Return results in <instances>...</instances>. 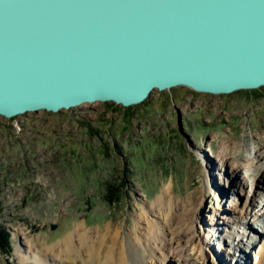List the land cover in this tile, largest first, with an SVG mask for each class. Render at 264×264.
I'll use <instances>...</instances> for the list:
<instances>
[{"label": "rangeland", "instance_id": "374dc122", "mask_svg": "<svg viewBox=\"0 0 264 264\" xmlns=\"http://www.w3.org/2000/svg\"><path fill=\"white\" fill-rule=\"evenodd\" d=\"M224 143L236 157L228 174L219 163ZM263 172L264 86L228 94L177 86L128 107L96 102L0 116V231L8 234L0 264H34L25 259L30 241L52 247L83 223L128 233L168 184L179 198L205 193L199 240L184 247V262L229 264L246 249L249 264L254 244H237L248 234L264 243ZM179 258L173 251L164 264Z\"/></svg>", "mask_w": 264, "mask_h": 264}, {"label": "water", "instance_id": "95a60500", "mask_svg": "<svg viewBox=\"0 0 264 264\" xmlns=\"http://www.w3.org/2000/svg\"><path fill=\"white\" fill-rule=\"evenodd\" d=\"M264 86V0H0V116Z\"/></svg>", "mask_w": 264, "mask_h": 264}, {"label": "bare ground", "instance_id": "6f19581e", "mask_svg": "<svg viewBox=\"0 0 264 264\" xmlns=\"http://www.w3.org/2000/svg\"><path fill=\"white\" fill-rule=\"evenodd\" d=\"M228 146V143H224L219 155V163L225 167L227 174L236 170V168L232 170L231 163V158L236 157L235 154L233 157H228ZM253 152L256 153L254 144L247 154L250 160H253ZM206 155L205 158L209 159ZM255 164L250 167L253 173L254 168L258 167ZM247 165L243 168L245 169ZM243 168L240 170L242 176ZM254 181L255 186L259 187L261 183L256 176ZM171 189V184L166 185L152 204L148 203L144 210L135 215V223L128 233H123L122 228L114 223L107 224L104 229H89L83 223L52 247H41L39 250L35 243L30 241L28 250L24 252L25 259L33 261L34 264H143L144 261L147 263V259L154 264H164L170 259V253L174 251V254L180 256L179 264H198L196 260L184 262L181 252L185 246H195L199 240L196 237L198 213L205 193H193L179 198L171 192ZM254 202L255 200L251 205ZM260 219H264V215H258V220ZM249 235L241 239L237 247L243 245L248 247L256 241L257 249H253L256 261L253 264H264V243L260 244L256 236ZM246 251V249L241 250L240 259H235L233 263L229 260V264H247ZM160 254L161 257L158 256ZM225 262H227L225 258H218L216 263L225 264Z\"/></svg>", "mask_w": 264, "mask_h": 264}, {"label": "trees", "instance_id": "16d2710c", "mask_svg": "<svg viewBox=\"0 0 264 264\" xmlns=\"http://www.w3.org/2000/svg\"><path fill=\"white\" fill-rule=\"evenodd\" d=\"M6 244H8V234L3 230L0 231V247L4 249Z\"/></svg>", "mask_w": 264, "mask_h": 264}]
</instances>
